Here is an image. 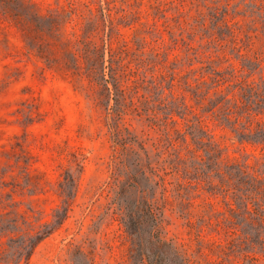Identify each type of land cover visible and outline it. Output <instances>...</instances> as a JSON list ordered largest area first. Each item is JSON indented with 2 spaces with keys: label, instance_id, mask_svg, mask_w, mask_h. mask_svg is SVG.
I'll return each mask as SVG.
<instances>
[{
  "label": "rangeland",
  "instance_id": "1",
  "mask_svg": "<svg viewBox=\"0 0 264 264\" xmlns=\"http://www.w3.org/2000/svg\"><path fill=\"white\" fill-rule=\"evenodd\" d=\"M115 128L154 157L192 264H264L209 160L264 182V0H0V264H129Z\"/></svg>",
  "mask_w": 264,
  "mask_h": 264
},
{
  "label": "trees",
  "instance_id": "2",
  "mask_svg": "<svg viewBox=\"0 0 264 264\" xmlns=\"http://www.w3.org/2000/svg\"><path fill=\"white\" fill-rule=\"evenodd\" d=\"M255 94L259 96L256 92L249 98ZM112 138L115 147L112 177L118 187L114 204L130 243L129 264H192L182 249L163 236V199L167 189L165 179L156 170L154 157L142 141L121 136L118 128L112 131ZM202 140L197 138L198 143H202ZM254 140L264 142V131H259ZM212 150H209V160L213 166L211 171L216 172L221 186H226L224 191L230 194L235 205L230 207V223L243 226L242 233L248 238L250 233L246 227L264 225V182L250 177L238 165H225L223 169L217 167V154H213ZM74 186L75 180L68 173L61 182L63 204L55 215L56 223L61 224L66 217ZM49 233L50 230H47L37 235L33 246ZM259 243L264 248V241ZM230 245L231 249L240 247L236 241H231ZM75 262L88 264L85 259L81 263Z\"/></svg>",
  "mask_w": 264,
  "mask_h": 264
}]
</instances>
